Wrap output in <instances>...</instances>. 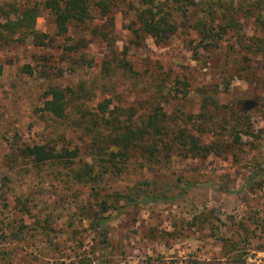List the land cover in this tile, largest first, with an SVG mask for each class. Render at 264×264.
Here are the masks:
<instances>
[{
	"label": "rangeland",
	"instance_id": "1",
	"mask_svg": "<svg viewBox=\"0 0 264 264\" xmlns=\"http://www.w3.org/2000/svg\"><path fill=\"white\" fill-rule=\"evenodd\" d=\"M142 1H120L103 15L91 0L90 18L64 34L56 33L42 14L36 28L48 34L47 44L27 41L0 46V193L6 190V206L0 203V228L6 227L7 234L21 231L17 235L21 239L6 235V255L0 264H145L155 259L183 264L195 258L221 264L228 260L229 250L218 234L232 235L234 222L252 215L254 208L263 215L264 171L257 168L264 166V11L236 16L240 29L226 34L218 48L203 49L197 48L189 29L197 16H208L200 12L202 1L189 6L188 0H153L177 8L174 23L180 29L163 42H155L137 23L135 9ZM229 1L222 3L227 6ZM181 9L187 11V19ZM215 20V24L223 22ZM124 58L132 72L116 67ZM105 61L113 73L102 72ZM49 85L72 86L77 91L63 121L41 110L42 93ZM208 95L216 98L212 114L225 116L232 125L240 122L241 114L250 134L243 136L242 145L234 144L219 156L198 159L177 153L154 163V175L144 176L157 179L161 189L170 187L168 196L177 194L186 177L193 176L197 184L169 201L113 211L106 226L105 255L100 253L99 237L75 209V202L89 188L71 184L63 168L55 177L52 168L42 166L37 171L15 156L19 146L56 139L62 132L70 146L86 143L76 116L106 98L113 105L133 106L137 112L159 102L170 121L194 128ZM188 115L194 116V123ZM220 134L224 140L226 132ZM90 155L82 149L84 161H93ZM141 162L140 169L130 166L113 184L142 179ZM249 175L252 186L245 183ZM223 183L227 191L221 189ZM104 186L110 191L112 180ZM25 196H29L27 205L22 204ZM49 197L56 202L48 206ZM200 213L204 220L192 223ZM250 247L246 264H264V237L256 236Z\"/></svg>",
	"mask_w": 264,
	"mask_h": 264
},
{
	"label": "trees",
	"instance_id": "2",
	"mask_svg": "<svg viewBox=\"0 0 264 264\" xmlns=\"http://www.w3.org/2000/svg\"><path fill=\"white\" fill-rule=\"evenodd\" d=\"M90 1L0 0V46L27 41L37 46L45 45L50 39L47 33L36 28L39 16L46 14L56 33L64 34L72 25L82 24L90 18ZM120 1L126 0H95L94 5L101 14L105 15ZM198 1H202V4H198L200 12L205 11L208 16H197L193 24L194 28L189 29L197 39V48L203 49L218 48L226 34L230 31H238L240 28H237L236 16L242 14L243 17H247L256 9L264 11V0H250L249 4L247 0H230L227 6L223 5L222 0H210L217 2L219 8L217 4L209 0ZM188 5H196L195 0H188ZM175 9L177 8H165L164 5L153 3V0H143L135 9V18L140 28L155 42H163L172 38L180 29L174 23ZM185 9H181V14L187 19L188 14ZM262 17L264 22V14ZM215 19H223V22L215 24ZM119 63L117 68L124 72H132V66L125 58ZM113 70L110 62L105 61L102 72L108 75L110 72L113 73ZM26 72L30 74L32 70L27 68ZM77 97V91L72 86L49 85L42 93L41 110L49 117L63 121L69 116L72 99ZM215 99L211 95L205 97L206 101L201 105L202 111L195 116L198 119L197 125L191 128L187 124L181 125L170 121L159 102L152 109L137 112L133 106L124 108L113 105L111 100L106 98L98 101L92 110L84 109L80 110V113L77 111L79 115L76 116L75 124L80 126L81 131L88 138L86 143L70 146L63 141L65 138L62 132L56 136V139L51 138L42 143L19 146L15 156L36 168L37 171H40L42 166L52 168L51 171L55 177L62 174L63 168L67 170L64 176L68 177L71 184L89 188V192H83L79 202H75V209L80 212L82 219L88 221V225L97 237L101 238H98L97 243L101 245V255H105L106 226L112 219L113 211L118 213L128 206L169 201L183 195L197 184L193 176L186 177L177 194L168 196L170 187L161 189L157 186V179L150 177L154 175L152 174L154 163L163 162L177 153L184 158L204 159L208 156H219L221 152L228 151L234 144H243V136L250 134L243 116L241 114L237 116L241 124L237 122L233 125L225 116H215L212 114V111L217 108ZM163 102L167 104L168 100L165 99ZM193 117L188 115V120L192 123H194ZM236 124L240 125V128ZM220 131L226 132L224 140L220 139V136H223ZM227 137L230 141H227ZM82 149L90 151L93 161L87 162L82 159ZM138 161H143L140 165H144L141 172L142 179L132 184H113L117 176H120L122 180V174L130 166H137L140 169ZM257 169L259 172L264 171V166ZM145 174L150 175L145 177ZM110 180L113 186L109 191L104 185ZM181 180V177L177 178V181ZM253 182L252 175L245 180L249 186H252ZM221 185V189L228 190L226 183ZM5 193L6 190L1 191L0 203L6 206ZM17 199L19 200V197ZM48 199L50 197L46 199L48 206L56 202ZM28 201L29 196H25L22 204L27 205ZM253 211L252 215L234 222L235 229L231 230L232 235L218 234L222 245L229 250L228 260L222 261L221 264H246L245 256L251 248L253 239L256 236L264 237V210L263 215L257 214L260 208H254ZM202 215L203 213L194 216L192 223L203 221ZM46 219H49V215ZM6 229V227L0 228V259L6 255V246H4L6 235L17 237L21 232L20 229L16 232L11 230L10 234H7ZM9 229L12 228L9 227ZM213 263L195 258L186 260L183 264ZM145 264L163 263L155 259Z\"/></svg>",
	"mask_w": 264,
	"mask_h": 264
}]
</instances>
